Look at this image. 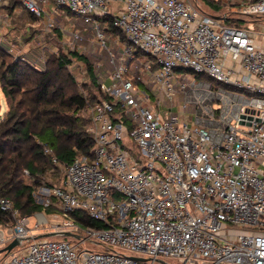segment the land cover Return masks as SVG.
Instances as JSON below:
<instances>
[{
  "label": "built area",
  "instance_id": "built-area-1",
  "mask_svg": "<svg viewBox=\"0 0 264 264\" xmlns=\"http://www.w3.org/2000/svg\"><path fill=\"white\" fill-rule=\"evenodd\" d=\"M15 1L46 18L45 35L53 15L68 18L65 10L91 24L69 34L70 46L89 29L107 49L104 17L125 39L119 63L107 49L115 67L100 88L108 99L87 110L93 156L63 166L61 185L41 191L69 218L54 227L79 238L32 240L31 217L0 196V212L14 222L0 226V264H161L165 257L264 264V45L257 33L194 0ZM226 1L241 16L264 15V0ZM112 4L120 5L115 14ZM0 40L20 52L1 28ZM186 69L199 80L184 78ZM51 153L45 148L56 164ZM76 210L108 228H83L68 216ZM32 217L35 229L44 225L42 214ZM16 238L26 247L3 255Z\"/></svg>",
  "mask_w": 264,
  "mask_h": 264
},
{
  "label": "trees",
  "instance_id": "trees-1",
  "mask_svg": "<svg viewBox=\"0 0 264 264\" xmlns=\"http://www.w3.org/2000/svg\"><path fill=\"white\" fill-rule=\"evenodd\" d=\"M197 2L202 3L203 10L217 18L223 16L210 13L207 8L216 11L230 6L234 8L226 0ZM13 3L10 12L21 5L20 2ZM25 12L38 22L46 19L36 17L26 9ZM64 12L81 27H91V24L84 23L69 11ZM234 14L228 16L226 23L235 27L245 26L242 16ZM100 22L106 33H112L124 41V34L113 26L112 17H104ZM73 57L84 59L88 65L90 90L87 93L79 90L75 76L68 69ZM181 72L184 78L190 73L195 74L187 69ZM100 80L89 61L77 51L69 55L50 53L43 69H40L19 58L15 59L0 44V86L9 105L0 118V196L9 199L21 217H32L44 209L42 204L36 202L34 192L42 185V176L47 167L59 170L79 156H93L94 138L88 132L87 110L99 100L108 99L101 91ZM45 148L51 149V155L57 159L56 164H52L45 154ZM26 176L33 183H25ZM68 216L83 228H108L107 223L90 218L85 210L70 212ZM13 225L12 218L0 212V226Z\"/></svg>",
  "mask_w": 264,
  "mask_h": 264
},
{
  "label": "rangeland",
  "instance_id": "rangeland-1",
  "mask_svg": "<svg viewBox=\"0 0 264 264\" xmlns=\"http://www.w3.org/2000/svg\"><path fill=\"white\" fill-rule=\"evenodd\" d=\"M15 0L12 1L11 5L13 6ZM10 5L8 2L0 6V28L4 33L9 44L16 45L17 50L20 52H16L13 54L15 59H21L23 61L28 62L29 64H33L40 69H43V63L39 61L38 57L41 54L42 48L45 46L47 48L46 57L50 53L59 54L63 52L66 55H69L71 52L77 51L81 57H85L86 60L89 61L91 66L94 68V71L97 72V77L103 79L109 75L111 71L114 70V63H112L111 56L107 49L113 51L115 55V62L119 63L121 58V53L123 51L122 41L118 39L120 42H116L115 36L112 33H107L106 36V44L107 49L101 46L100 41L94 33L87 29L83 31V39L82 42L77 45L70 46V33L76 29H83L79 24L73 23L74 28L71 27L72 19H65L64 17L53 15V27L48 32L47 35L42 33L43 21H35L30 18V16L25 12V8L22 5L17 6L14 11L10 12ZM120 5L112 4L109 6V11L111 13L118 12ZM207 10L210 13L218 14L221 16H235L234 8L231 6L228 8H223L222 10L216 11L212 9ZM9 15V22H5V15ZM3 17L1 18V16ZM259 17V19L257 18ZM244 23L250 26L257 34L256 36L262 40L261 44L264 45V39L262 34L264 33V15H256L255 16H242L241 17ZM4 41L0 40V43ZM8 52V51H7ZM73 62L68 67L69 71L73 73L77 82L78 88L81 92H88L90 90V78L87 73L88 65L84 59H80L77 57L72 58ZM190 80H199L196 74H189L188 77ZM212 84L215 82L211 81ZM89 86V87H88ZM85 87L87 88L86 90ZM9 105L7 104V100L2 92L0 86V118L7 112ZM89 125V123H88ZM47 171L42 176V185L35 189L34 197L36 202L42 204L44 209L41 212H37L33 214H42L44 225L39 229H35L36 219L35 217L30 218V227L33 229V237L32 240L36 239L39 235L49 234V233H57L62 232L54 227L56 222L68 221L69 218L64 216V213L60 211V209L56 206H50L44 203L41 199L42 189L44 188H52L56 186H60L62 179L64 178V170L59 169L56 170L52 167H47ZM24 182L27 184L33 183L32 179L29 176L24 178ZM54 209H51V208ZM49 240H68L66 237L59 236H51L48 237ZM26 244L19 245L13 249V252L18 254L24 248ZM3 255L5 253H2ZM165 260L168 264H192L190 262H184L175 257H165ZM202 259H199L198 264H202Z\"/></svg>",
  "mask_w": 264,
  "mask_h": 264
},
{
  "label": "water",
  "instance_id": "water-1",
  "mask_svg": "<svg viewBox=\"0 0 264 264\" xmlns=\"http://www.w3.org/2000/svg\"><path fill=\"white\" fill-rule=\"evenodd\" d=\"M195 2H197V0H194ZM51 236H59V237H66V238H76L78 239L79 236L76 234H73L71 232H57V233H49V234H44V235H39L38 237H36V239H41V238H48ZM21 244V240L16 238L14 239L11 243H9L6 247H4L1 252L6 254H9L15 247L19 246ZM132 258L141 261V262H147L149 261V259L147 258H143V257H137V256H132ZM157 262L161 263V264H168L166 261L162 260V259H157Z\"/></svg>",
  "mask_w": 264,
  "mask_h": 264
}]
</instances>
